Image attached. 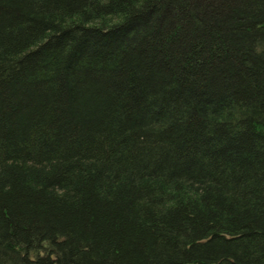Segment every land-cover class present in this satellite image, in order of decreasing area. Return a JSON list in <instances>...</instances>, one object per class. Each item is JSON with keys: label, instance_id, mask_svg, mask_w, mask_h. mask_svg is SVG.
Listing matches in <instances>:
<instances>
[{"label": "trees", "instance_id": "1", "mask_svg": "<svg viewBox=\"0 0 264 264\" xmlns=\"http://www.w3.org/2000/svg\"><path fill=\"white\" fill-rule=\"evenodd\" d=\"M0 264H264V0H0Z\"/></svg>", "mask_w": 264, "mask_h": 264}]
</instances>
